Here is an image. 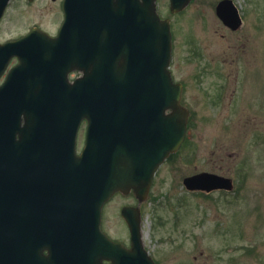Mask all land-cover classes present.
Masks as SVG:
<instances>
[{
  "label": "water",
  "instance_id": "obj_1",
  "mask_svg": "<svg viewBox=\"0 0 264 264\" xmlns=\"http://www.w3.org/2000/svg\"><path fill=\"white\" fill-rule=\"evenodd\" d=\"M154 1L64 0L59 35L47 36L41 43L30 38L28 46L34 50L30 60L22 56L21 66L9 76L10 85L0 89H8L4 101L16 106V116L30 113L31 122L25 125L36 128L23 151L47 155L30 159L48 166L43 176L42 170L33 172V197L50 187L54 189L48 190V198L64 202L68 190L66 201L74 206V215L91 229L94 225L99 233L95 243L100 241L111 264H155L142 246L139 212L129 206L121 210L131 237V247L125 249L103 240L101 207L117 190L133 188L142 199L154 170L178 148L186 128L187 112L179 103L181 88L167 69L168 20L158 17ZM169 1L170 10L177 11L190 0ZM228 3L221 1L217 13L229 8ZM223 15L235 17L229 9ZM72 69L82 75L70 83L67 73ZM19 73L22 78L17 80ZM44 112L47 123L40 127ZM83 119L87 122L84 146L77 154L76 134ZM23 183V179L16 181L15 190L22 189ZM184 183L208 190L231 187L229 179L210 173L187 177ZM84 232L74 229L75 238L84 239Z\"/></svg>",
  "mask_w": 264,
  "mask_h": 264
},
{
  "label": "rangeland",
  "instance_id": "obj_2",
  "mask_svg": "<svg viewBox=\"0 0 264 264\" xmlns=\"http://www.w3.org/2000/svg\"><path fill=\"white\" fill-rule=\"evenodd\" d=\"M215 1L192 0L179 14L169 13L167 0L157 1L159 9L170 18L175 36L172 67L177 79L190 82L184 103L194 117L189 131V141L175 156L168 158L159 166L151 187L153 199L141 203L142 241L158 264H264V215L261 213L254 217L253 205L250 207L251 191L253 190V193L256 189L253 185L255 182L261 184L264 176L258 172V165L251 153L248 138L252 135L253 127L251 121H247L248 114L238 113L234 109L229 111L228 108L230 99L228 97L233 89L229 84L234 81L235 68L227 64L222 69L226 79H214L217 85L214 86L212 83L213 87H208L207 81L202 78L195 80V74L201 75L205 67V48L217 59L229 58L238 50L239 60L243 63L239 66L245 65L242 58H246L247 54L243 55L240 51L243 48L241 40L231 42L230 48L227 38H220V31H216L217 19L213 11ZM234 1L242 9H246L252 2ZM254 1L258 7H264V0ZM18 4L20 1L15 0L7 9L0 25V38L23 32L30 22H41L48 33L54 32L59 12L50 0H34L29 5L30 8L41 11L42 8L37 6H46V25L45 21H41L43 16L38 12L33 11L27 16L28 7L22 6L20 18L24 14L26 16L22 18L23 24L12 26L9 17ZM257 23L264 26V18L257 17ZM256 31L244 45L245 50L255 51L249 53V58L254 55L263 66L264 58L261 60L260 54L264 55V34L256 35ZM207 72L212 78L209 69ZM225 80L228 81V90L220 106L214 108L209 105L208 96ZM258 94L260 98L257 99L263 101L264 96L260 92ZM248 103L251 104L250 101ZM215 113L217 118L220 116L219 121L210 119L206 129H203L202 118L205 114L214 117ZM223 122L225 126L228 123L229 130L228 127L225 129ZM226 130L228 131L225 132ZM81 137L80 135L78 139V148L81 145ZM218 164L227 167L230 176L238 182L237 189H241L240 193L221 199L218 196L208 198L191 196L182 184L183 177L201 170L210 171ZM133 197V193L129 191L114 192L104 209V225L109 229L111 236L127 243L129 232L120 209L129 202L136 204L137 201ZM220 214L225 223L219 225L215 231L216 215ZM245 244L254 247V251L246 252Z\"/></svg>",
  "mask_w": 264,
  "mask_h": 264
},
{
  "label": "flooded vegetation",
  "instance_id": "obj_3",
  "mask_svg": "<svg viewBox=\"0 0 264 264\" xmlns=\"http://www.w3.org/2000/svg\"><path fill=\"white\" fill-rule=\"evenodd\" d=\"M1 1V0H0ZM15 1V0H14ZM13 0H9L7 5L0 9L4 12L0 13V25L5 18V13L7 9L12 5L14 2ZM20 4H18L11 15L10 20L12 21V26H21L23 24V19L25 18V14L20 18L22 14L23 8H27V16L30 15L31 12H38L40 16H43L41 21H45V25L47 23V15L45 10V5L37 6L42 8V11L39 9H32L29 5L34 0H19ZM52 4L55 5L56 10L59 12V19L62 13V0H50ZM223 0H216L215 4L213 5V11L215 14V18L217 19V27L216 31H220V38H227L228 46L231 48V42L234 43L236 40H241V46H243L240 51L246 55V58H242L245 65L239 66L243 64L239 60L238 50L235 52L234 55L222 59H217V57L209 52V49L205 48V56H204V65L203 72L198 75L195 74V80H200V78L207 81L208 87H213L217 84L215 83L214 79L218 78L221 80L226 79V75L223 73L222 69L228 64L235 68V78L232 81L233 89L229 94V111L235 110L238 113L244 112L247 113V121H251L252 128V135L248 138L249 145L251 149V153L254 156V162L258 165V172H261L260 175L264 176V100H258L259 97L258 92L264 96V65H260L259 59H257L254 55L249 58L250 52H255L252 50H245V41H250L249 38L253 37V32L256 31V35L264 34V26H260L257 23V17L264 18V7H258L257 2L254 0H250V2L246 9L240 8V6L234 1L231 0L234 9H236V16L233 15L229 18H226L223 15V10L230 9L224 8L220 11L221 14H218L216 11V6ZM48 6V5H47ZM221 15V16H220ZM59 21V20H58ZM19 22V23H18ZM22 22V23H21ZM59 25L55 26V33L58 29ZM47 32V29L44 25L40 22H30L26 25V29L23 32H20L13 36H5L0 38V44L5 42H10L11 40H15L18 38H23L30 34V32ZM227 32V33H226ZM1 33V29H0ZM53 34V33H51ZM229 35V36H228ZM40 37V36H39ZM258 41V39H255ZM25 46V43L23 44ZM208 48V46H207ZM259 52V51H258ZM261 53V52H259ZM260 59L264 58L263 53L260 54ZM16 62V57L10 58V64L12 65ZM8 69V68H7ZM208 69L210 70V75L208 76ZM171 71L173 74L174 79L180 80L183 84V100L185 94L188 90V86H190V82L182 79H177L175 77L174 68L172 67L171 62ZM7 70H5L1 77H4ZM195 81V82H196ZM234 83V84H233ZM228 81L222 82L219 85V88L215 90L211 88L213 91L210 96H208L209 105L212 107L220 106L219 104L224 99V94L228 90ZM219 95L221 98H219ZM251 102L248 103V102ZM184 103V102H183ZM185 108L188 111V123L187 129L184 138V145L189 141V131L192 126L193 115L189 107L186 106L184 103ZM220 110V109H214ZM0 113V119H1ZM8 114L3 115V119L5 122L8 121ZM208 114L202 118L204 121L202 122V128L206 129L208 122L212 119L215 122L219 121L220 116L217 118L216 113L214 117ZM19 123L22 125L23 123V116H20ZM224 126L225 123L223 122ZM229 125L228 123L225 126V129ZM226 130L225 132H227ZM30 134V132H29ZM19 132H16L14 136H11L9 131L5 132L2 130L0 131V264H74V233L71 235L72 240L71 242L67 241L66 239L60 240L62 238V218L61 215L57 216V210L55 209H48L47 205L50 202H40L39 205L36 207H32L30 198L28 200L23 201H16L14 199V174L18 170V166L20 165L21 161L26 159L30 153L23 151L24 145L30 140V135H27L26 138L22 141H19ZM44 155L43 153H40ZM223 160V158H221ZM24 172H30V164L24 160ZM261 165V166H260ZM205 172H209L216 176L229 178L231 182L230 188L224 187H216L210 188L209 190L204 188L205 191L201 190H188L190 195L193 197L201 196V197H211V196H218L221 198H225L227 196H237L241 189H237L238 182H235L234 178L230 176L229 170L227 167L224 168L223 164H218L217 167L212 168L210 171L208 170H201ZM200 172V171H198ZM196 173V172H195ZM156 175V173H155ZM191 175V174H190ZM260 177V176H258ZM29 187H30V178H28ZM256 187L254 192L251 191L252 200L250 201V207L253 205V212L254 217L259 216V214L264 215V177L263 182L256 183L253 185ZM245 188V187H244ZM26 190V189H25ZM26 190V195H27ZM30 197V194H29ZM135 199V197H133ZM148 199H152V195L148 197ZM216 199V198H215ZM213 199L214 201H216ZM133 205L132 202L126 203ZM142 208V205L140 206ZM141 210V209H140ZM220 213V211H219ZM62 214V211H61ZM32 221H37L39 224L36 226L37 232L41 237V257L37 258L35 261H32L30 248H31V234H32ZM224 219L220 216L216 215V220L214 223L215 231L218 230L219 225H223ZM102 229L106 233V235L110 238L109 229L104 225V221L102 220ZM244 227V226H243ZM219 232V231H218ZM117 240L115 238H112ZM121 241V240H120ZM125 245L127 244L126 241H121ZM237 243V242H236ZM70 244L68 250L63 248V245ZM247 245V244H245ZM248 246V245H247ZM247 252V250H246ZM78 260V256L76 257ZM104 263H109V260H103Z\"/></svg>",
  "mask_w": 264,
  "mask_h": 264
}]
</instances>
